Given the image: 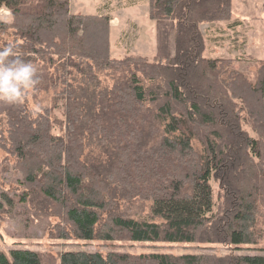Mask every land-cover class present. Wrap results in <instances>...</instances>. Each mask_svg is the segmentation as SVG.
Returning <instances> with one entry per match:
<instances>
[{"label": "trees", "instance_id": "1", "mask_svg": "<svg viewBox=\"0 0 264 264\" xmlns=\"http://www.w3.org/2000/svg\"><path fill=\"white\" fill-rule=\"evenodd\" d=\"M68 2L0 0L12 15L0 29L12 30L20 57L37 67L35 94L62 83L58 95L65 98L63 134L54 132L48 106L33 111L23 98L4 110L0 147L14 156L28 188L21 200L38 194L56 203L71 227L61 239L212 243L224 234L231 245L255 244L259 219L264 234V59L252 81L234 68L239 58L205 55L199 26L231 20L233 0H148L157 34L152 59L113 57L109 17L70 13ZM171 30L180 39L173 54ZM55 57L63 59L61 69ZM190 66L202 77L201 94L182 80ZM106 69L120 72L110 87L98 78ZM212 181L227 199L219 214ZM57 258L222 264L211 254L65 250ZM0 264L45 261L18 247L0 250ZM230 264H264V255H237Z\"/></svg>", "mask_w": 264, "mask_h": 264}, {"label": "rangeland", "instance_id": "2", "mask_svg": "<svg viewBox=\"0 0 264 264\" xmlns=\"http://www.w3.org/2000/svg\"><path fill=\"white\" fill-rule=\"evenodd\" d=\"M68 3L70 13L107 15L113 18V21H109L110 49L113 57L123 58L133 54L152 59L157 53L156 24L149 18L148 0H69ZM235 12L236 16L231 20L215 22L219 25H208L203 28L207 40L205 55L209 58H239L240 61L233 65L234 68L247 72L253 81L258 60L264 59V0H235ZM0 21L5 23L12 21L10 11L4 6L0 7ZM169 33L171 36L169 53L173 54L175 51L173 42L177 40L179 45L180 39L175 38V30ZM20 41L16 39L11 29L3 31L0 29V48L9 43L15 45L17 51L16 44ZM182 42L184 45L185 41ZM62 62V58L55 57V66L61 69ZM193 68L194 66H190L185 70V75L181 76L179 70L175 74L182 77L190 90L194 88L196 94H201L202 77L199 76V70ZM119 73L106 69L98 78L102 85L110 87ZM61 87L62 83L57 89L39 90L36 91L37 94L35 89L29 90L24 97L28 108L33 111L47 106L51 108L56 134L64 133L65 124V98L58 95ZM12 105L0 101V127L1 120L4 119V110ZM15 162L14 156L0 147V250L5 253L11 248L18 247L35 250L43 256L45 264H58V254L65 250L98 251L102 254L110 251L130 254L166 253L173 256L211 254L218 257L222 264H230L232 258L237 255H264V234L262 232L258 235L262 228L261 219L256 223L254 230L256 243L248 245H231L224 234L222 237L217 235L215 242L212 243H141L124 240H76L72 237L61 239L59 234L62 230L71 229L63 210L56 203L46 201L38 194L31 196L30 200L22 201L21 194L28 188L19 182L22 181V177ZM212 185L216 188L215 212L219 214L227 199L218 196L217 182L212 181ZM4 195L11 199L10 203L4 201ZM144 207L145 212L148 210V204H144ZM258 215L264 216V212H259Z\"/></svg>", "mask_w": 264, "mask_h": 264}, {"label": "clouds", "instance_id": "3", "mask_svg": "<svg viewBox=\"0 0 264 264\" xmlns=\"http://www.w3.org/2000/svg\"><path fill=\"white\" fill-rule=\"evenodd\" d=\"M39 83L37 67L9 44L0 48V101L18 103Z\"/></svg>", "mask_w": 264, "mask_h": 264}, {"label": "crops", "instance_id": "4", "mask_svg": "<svg viewBox=\"0 0 264 264\" xmlns=\"http://www.w3.org/2000/svg\"><path fill=\"white\" fill-rule=\"evenodd\" d=\"M233 5H234V15H233L232 18H234V17L236 16V12H235V0H233ZM262 16H263V15H262ZM108 17H109V16H108ZM109 21H110V22L113 21V18L109 17ZM212 25H214V26L216 25V26H217V25H219V24H217V23H212L211 26H212ZM199 26H200V30H201L202 32H204V31H203V28H205L206 26H208V24H207V23H202V24H200Z\"/></svg>", "mask_w": 264, "mask_h": 264}]
</instances>
